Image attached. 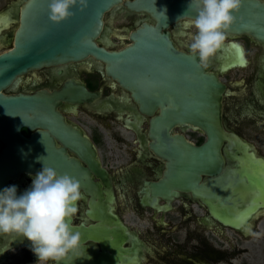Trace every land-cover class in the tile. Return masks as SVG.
<instances>
[{"label":"flooded vegetation","instance_id":"af4514ba","mask_svg":"<svg viewBox=\"0 0 264 264\" xmlns=\"http://www.w3.org/2000/svg\"><path fill=\"white\" fill-rule=\"evenodd\" d=\"M126 1L104 14L110 32L106 40L97 41L109 50L132 44L131 34L144 23L157 25L151 12L131 9ZM27 2L0 0V54L14 46ZM253 3L264 5V0H243L246 7ZM185 19L163 31L178 49L191 54L188 45L194 32L184 27ZM231 43L243 46L242 56ZM107 67L106 61L89 55L30 69L2 89L9 96L81 89L92 95L78 101L67 94L54 107L59 120L15 127L25 137H51L89 173L91 183H80L83 199L72 221L73 230L82 235V246L63 264H264V41L248 32L229 31L225 47L205 66L224 84V127L248 146L222 150V173L238 168L235 156L253 158L259 164L242 167L240 182L223 189V196H231L224 199L237 206V212L224 219L192 193L169 197L154 193L151 184L163 180L168 167V160L152 147V124L162 106L151 109L137 96V87L125 85ZM2 122L0 155L12 138L3 131ZM171 134L196 145L206 139L191 124H176ZM224 146L228 147L227 141ZM38 172L8 177L0 192L14 185L17 195H22ZM214 177L203 175V181ZM0 264H38V257L27 238L0 234Z\"/></svg>","mask_w":264,"mask_h":264},{"label":"water","instance_id":"95a60500","mask_svg":"<svg viewBox=\"0 0 264 264\" xmlns=\"http://www.w3.org/2000/svg\"><path fill=\"white\" fill-rule=\"evenodd\" d=\"M122 2L88 0L83 11L77 6L73 9L75 15L59 24L50 20V0H28L25 4L14 46L0 54V119L5 125L3 131L12 136L0 155V187L3 189L10 176L24 171L38 172L44 166L61 176L68 174L82 185L90 182L87 169L59 148L51 137L46 134L25 137L15 128L59 120L54 108L58 101L67 94L69 99L83 101L92 97L90 92L81 89L73 93L9 96L2 89L30 69L93 55L106 61L108 71L125 85L137 87V96L150 103L151 109L157 104L162 106L161 115L152 124L155 141L152 147L168 160V167L165 178L151 184L154 193L167 197L192 193L224 219L226 214L237 212V206L224 199L231 196H223V189L240 182L242 167L259 164L253 158L235 156L238 168L222 173L225 163L222 150L247 146L224 127V84L199 62V57L178 49L170 34L163 31L185 15H194L196 5L189 12L191 0H127L129 8L151 12L157 25L144 23L131 34L132 44L121 50H109L97 41L106 40L110 32L104 14ZM244 6L234 13L236 19L229 31L248 32L264 41V5ZM176 124H191L203 131L205 141L196 145L184 136L171 134ZM225 141L228 147L224 146ZM203 175L216 177L203 181Z\"/></svg>","mask_w":264,"mask_h":264},{"label":"clouds","instance_id":"9594fccd","mask_svg":"<svg viewBox=\"0 0 264 264\" xmlns=\"http://www.w3.org/2000/svg\"><path fill=\"white\" fill-rule=\"evenodd\" d=\"M184 27L193 29L188 45L193 57L207 66L211 58L225 47L228 32L243 5V0H191ZM88 6V0H50V20L62 23ZM230 47L243 55V46ZM83 199L80 182L68 174L59 175L44 166L33 179L32 187L17 195V187L0 192V234H14L31 241L38 264H63L70 253L82 246V235L74 231L72 221L78 213V201Z\"/></svg>","mask_w":264,"mask_h":264}]
</instances>
